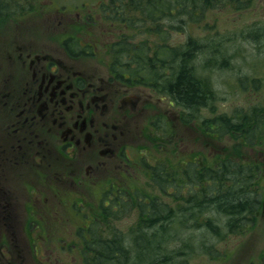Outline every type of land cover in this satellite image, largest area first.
<instances>
[{
  "label": "trees",
  "instance_id": "obj_1",
  "mask_svg": "<svg viewBox=\"0 0 264 264\" xmlns=\"http://www.w3.org/2000/svg\"><path fill=\"white\" fill-rule=\"evenodd\" d=\"M24 1L30 0H0V17L6 19L20 8L34 6L29 2L25 7ZM258 2L111 0L108 20L148 36L135 41L132 33L129 38L120 34L104 46L110 54L106 61L110 77L119 87L144 88L149 94L167 96L183 124H197L215 138L230 136L237 141L236 148L254 150L264 130L259 109L241 107L232 115L215 109L216 84L209 73L230 62L235 52L226 46L227 35L217 28L211 31L215 23L208 19L216 21L225 8L254 9ZM173 32L182 38L171 41ZM238 32L241 36L243 28ZM250 37L263 39L264 27ZM70 38L62 41L70 55L97 54L90 46L84 47L88 52L72 49L79 42ZM208 109L212 113L203 114ZM148 119L140 128L145 141L131 149L140 154L136 162L146 180L130 191L124 187L113 190V181H109L106 191L112 193L103 194L97 212L88 211L90 219L76 226L77 239L63 246L81 258L80 264H193L195 254L221 256L224 250L218 243L253 227L264 209V154L256 160L249 153L245 158L216 153L210 158L207 152L184 149L175 141L176 135L172 136L175 128L163 130L164 122H172L169 114L156 112ZM124 151L125 147L119 157ZM126 216L133 219L121 227V218ZM51 258L43 263L49 264Z\"/></svg>",
  "mask_w": 264,
  "mask_h": 264
},
{
  "label": "rangeland",
  "instance_id": "obj_2",
  "mask_svg": "<svg viewBox=\"0 0 264 264\" xmlns=\"http://www.w3.org/2000/svg\"><path fill=\"white\" fill-rule=\"evenodd\" d=\"M29 2L34 6L26 7ZM107 2L110 1L30 0L24 1L23 5L27 10L34 7L33 10L22 11L20 8V11L6 19L0 17V129L4 127L3 119L7 117L6 113L1 111L4 102L7 104L8 100L5 93H9L12 88H18L15 91L16 98H23L26 91L24 82L33 72L27 68L28 65L25 66L24 62L18 60L19 57H53V60L61 62L63 66H70L72 61L75 66L71 65V70L83 71L91 77V81L99 84L104 82L109 93L104 89L97 95L102 96L106 91L103 98L108 101L110 108L106 113V119L112 121L109 124L116 135L114 141L118 145L125 142L130 147L126 148L124 156L119 157L121 147L113 148L110 152L108 146H104L99 159L104 162L108 160L109 155H113L116 160L112 162L99 164L96 160H87L79 163L81 159L63 160V154L59 157L56 152L53 155L45 153L47 149L44 142L49 139L46 140L45 134L40 133L37 128L33 134L29 131L32 138L29 141L33 143L27 148L31 146L33 152L42 153L43 156L38 157L39 162L48 164L51 170L42 165L35 169L33 165L30 167L21 162L19 164L17 157L14 159L16 167L11 169V181L17 184L22 194H25L26 187L15 168L21 167L20 172H26L28 175L32 174L31 171L34 173V186L30 191L27 188V195L33 204V218L36 219L25 218L23 201L26 195L20 196L22 202L18 208L20 219H15L10 211L6 213V207L0 211V216H9V219H0V264H40V261L43 262V259L51 255L53 261L49 264H80L81 258L70 254L67 247L64 249L63 246L67 241L77 239L75 228L81 224L82 219H90L88 211L91 214L97 212L103 194L110 187V180L113 181V190L124 187L129 191L145 182L144 172L136 162L140 154H133L131 149L143 144L145 135L141 136L143 129L140 128L146 125L149 116L156 112L170 115L172 122H164L162 128L163 130L168 126L175 128L176 133L171 135L173 137L176 135L175 141L181 143L184 149L207 152L210 158L215 153L219 157L234 154L238 158H245L249 153L256 160L264 154V130L260 136L262 142L256 147L253 146L254 150L239 149L235 147L237 141L230 136L215 138L207 135L209 131L197 124L191 126L183 124L177 115L179 110L173 107L169 100L149 94V89L113 86L108 82L109 68L106 61L110 54L105 52L104 46L114 42L120 34H125L129 38L132 33V40L135 41L144 39L148 34L122 24H113L114 20H104L100 16L102 15L100 9L103 5L106 6ZM255 7L241 11L225 8L220 11L219 19L216 21L208 19L210 23H215L211 31L217 28L222 34L227 35L226 46L231 48L232 53L235 52L230 62L221 68H214L209 73L216 84V99L213 102L218 112L232 115L237 108L244 107L248 110L254 105L264 115V38L255 41L250 37L256 29L264 27V0H259ZM94 16L98 20L92 18ZM212 17L214 15L208 18ZM252 21L256 22L253 24ZM195 27L194 33H197ZM242 28L243 34L239 36L238 31ZM67 37L78 40L79 46L74 45L72 49L79 53L81 50L88 52L82 48L90 46L97 54L70 55L62 46V41ZM170 37L171 41L177 42L182 38V34L173 32ZM95 103L98 101L92 102ZM208 111L204 110L203 114L212 113L209 109ZM20 141L21 139L17 138L15 143L14 139L8 143L6 149L10 154H17L19 147L15 144L21 143ZM52 145L51 148L56 147V144ZM2 148L0 141V152ZM71 154L67 153L68 156L73 155ZM127 155L133 159L130 160L132 162H129ZM93 168L98 172L92 177ZM2 177L4 174L1 172L0 184L3 183ZM95 177L96 179H93ZM59 178L62 181L63 178L67 179V182H61ZM69 180H73V187L68 185ZM0 189H5V186H0ZM121 219L123 227L129 219H133V216ZM228 240L218 243L224 250L221 256L195 254L192 263L264 264V209L253 227L241 235H231ZM35 246L37 251L34 250ZM72 247L75 248L76 244H72Z\"/></svg>",
  "mask_w": 264,
  "mask_h": 264
},
{
  "label": "flooded vegetation",
  "instance_id": "obj_3",
  "mask_svg": "<svg viewBox=\"0 0 264 264\" xmlns=\"http://www.w3.org/2000/svg\"><path fill=\"white\" fill-rule=\"evenodd\" d=\"M18 60L24 62L25 66L28 65L27 68L33 72L24 82L26 84L24 97L17 99L15 91L18 88H12L9 93H5L8 100L1 109L7 117L3 119L4 127L0 129L3 147L0 152V173L4 174L0 186H5V189H0V211L6 207V213L10 211L15 219H20L18 211L22 204L20 196L26 195L23 201L25 218L36 219L33 218V204L27 195V188L30 191L34 186V173L31 171L32 174L28 175L26 172H20L21 167L15 168L26 187L25 194H22L17 184L11 181V169L16 167L14 163L16 157L19 164L21 162L30 167L33 165L35 169L38 165L44 166L47 170L50 168L48 164L39 162L38 157H42V153L33 152L31 146L27 148L32 144V141H29L32 139L29 131L33 134L37 128L40 133L45 134L46 140L49 139L44 142L47 149L45 153L53 155L56 152L59 157L63 154V160L81 159L79 163L87 160H96L99 164L112 162L116 160L113 155H109L108 160L104 162L99 159L104 146H108L110 152L113 148L121 147L123 150L125 147L126 151V148L130 147L125 142L118 145L114 141L116 135L109 124L112 121L106 119V113L110 111L108 101L103 98L106 91L102 96L97 95L107 89L104 82L99 84L91 81V77L83 71H72L71 67L75 66L72 61H70L72 66H63L61 62L53 60V57H19ZM110 83L113 84V78ZM107 84L109 85L108 82ZM93 101L98 103L92 104ZM17 138L21 139V143L15 144L19 149L16 151L17 154L12 155L6 146L13 139L15 143ZM52 144H56V147L51 148ZM69 152L73 155L68 156ZM93 172L92 177L98 171L93 168ZM59 180L66 182L67 179ZM3 218L9 219V216H0V219Z\"/></svg>",
  "mask_w": 264,
  "mask_h": 264
},
{
  "label": "bare ground",
  "instance_id": "obj_4",
  "mask_svg": "<svg viewBox=\"0 0 264 264\" xmlns=\"http://www.w3.org/2000/svg\"><path fill=\"white\" fill-rule=\"evenodd\" d=\"M83 255V254H82Z\"/></svg>",
  "mask_w": 264,
  "mask_h": 264
}]
</instances>
